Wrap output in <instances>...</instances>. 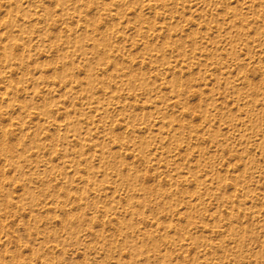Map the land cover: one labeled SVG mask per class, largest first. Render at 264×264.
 I'll list each match as a JSON object with an SVG mask.
<instances>
[{"label": "rangeland", "instance_id": "374dc122", "mask_svg": "<svg viewBox=\"0 0 264 264\" xmlns=\"http://www.w3.org/2000/svg\"><path fill=\"white\" fill-rule=\"evenodd\" d=\"M0 264H264V0H0Z\"/></svg>", "mask_w": 264, "mask_h": 264}]
</instances>
